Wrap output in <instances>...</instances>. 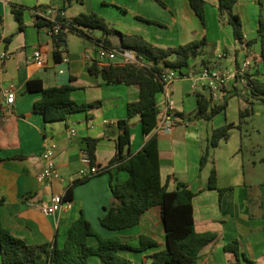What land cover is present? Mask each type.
I'll return each mask as SVG.
<instances>
[{
	"label": "crops",
	"instance_id": "0c3cea01",
	"mask_svg": "<svg viewBox=\"0 0 264 264\" xmlns=\"http://www.w3.org/2000/svg\"><path fill=\"white\" fill-rule=\"evenodd\" d=\"M162 1L165 6L156 0H112L114 6L125 10L124 17L112 12L106 0H85L83 4L78 1L68 4L66 0H0V29L5 40L1 47L12 55L0 75V90L13 88L16 94L12 104L0 95V159H3L0 161V199L3 200L0 224L29 244L56 241L63 246L71 225L82 216L104 238H126L134 248L140 247L141 236L159 243V247L144 251H120L134 264H150V256L167 247L165 226L158 207L147 211L140 224L132 228L112 231L102 227L101 219L114 203L112 177L117 183L128 179V173L117 171L116 167L75 186L70 208L46 216L37 207L55 194L66 193L80 179V171L87 168L81 161L87 138L100 140L96 147V164L108 168L117 153V123L127 118L128 103L140 97L136 86L108 84L90 73L91 62L85 55L93 56L98 49L90 42L92 40L74 33L82 44L72 46L67 40L62 51L70 63L65 65L55 61L50 35L35 26L37 11L53 6L64 11L67 18L96 12L112 21L118 20L116 23L124 26L126 35H141L161 48H175L206 39L203 54L191 61L190 70L208 67L227 76L217 103L226 101L227 109L211 121L189 118V114L198 110L197 93L208 95L209 91L195 87L188 78L174 83L173 129L165 134L154 131L159 142L161 179L169 191L175 190L180 181L196 193L193 202L196 232L216 235L215 240L202 249L198 264H264V100L252 92L245 80L234 77L236 69L247 58L253 60L247 73L249 78H259L264 72V63L255 62L260 53V42L251 48L247 45L251 40H259L260 0H238L236 4V12L243 22L244 43L235 42L232 28L220 20L219 0H205V25L188 0ZM12 4L27 8L24 31H19ZM113 37L111 35L109 39L118 48L121 38L116 41ZM8 38H11L10 43L6 42ZM211 48L215 51L209 55ZM36 49L43 54L44 67L30 61ZM61 69L65 72L61 73ZM35 80L41 81L46 88L71 84L74 86L72 98L76 102H101V105L89 113L73 114L66 121L46 123L42 115L34 111L41 93L27 91L28 82ZM162 101L163 95L159 94L157 105L161 109ZM248 108L252 109L251 115L242 119L241 112ZM132 124L130 150L135 154L148 138L143 134L140 116L133 118ZM227 124L233 125L229 138L211 149L210 161L202 169L201 156L210 146L213 130ZM72 129L76 130V135L71 133ZM51 146L61 178L49 186L41 183L38 176L45 166L42 154ZM17 156L22 158L15 159ZM213 167L217 170L218 188L227 189L223 193L206 188ZM235 242H238V255L225 249ZM88 243L95 248L99 245L96 237H89ZM90 263L100 264L101 259L92 256ZM33 264L47 263L42 260Z\"/></svg>",
	"mask_w": 264,
	"mask_h": 264
},
{
	"label": "trees",
	"instance_id": "16d2710c",
	"mask_svg": "<svg viewBox=\"0 0 264 264\" xmlns=\"http://www.w3.org/2000/svg\"><path fill=\"white\" fill-rule=\"evenodd\" d=\"M73 1L84 3V0H66L68 4ZM156 1L165 6L162 0ZM188 1L197 17L205 25V0ZM237 2L238 0H219V17L232 28L234 41L244 43L243 22L235 9ZM11 7L19 24V31H24L26 28L24 14L27 8L19 4H12ZM260 8L259 40H251L247 43L248 47L251 48L258 41L260 42V53L258 57H255V62L258 64L264 63L263 0H260ZM58 21L62 23L63 28H68V31L61 32L53 40L54 58L57 63L63 59L62 50L67 46L64 44L67 42V34L75 33L86 40H92L96 46L103 44L119 51H132L138 58L145 59L152 64L149 67H139L130 63L99 66L97 62H93L89 68L91 74L101 77L108 84L136 86L140 91L139 99L129 102L127 105V118L117 123V153L110 160L108 168H104L101 173L109 172L110 167H116L117 171L128 173V179L123 183L115 182L112 177L111 191L114 203L101 219L102 227L112 231L132 228L140 224L147 211L153 207H158L160 218L165 226L167 247L150 256V264H198L202 249L215 240L216 235L196 232L193 205L196 193L186 183L178 181L176 189L173 191H169L167 184H163L160 172L159 142L154 131L160 116L157 99L163 90L161 73L167 68L177 70L181 74L184 70L191 69V61L203 54L204 47L207 45L206 39L175 48H161L148 42L141 35L121 34V44L116 48L109 37L118 32L110 27L106 19L96 12L80 13L73 18L62 16ZM35 26L40 32H45L50 23L36 16ZM98 29L103 32L100 38H96L93 34ZM10 41L11 38L6 40L7 43ZM204 63L207 62L204 61ZM248 83L252 92L264 100V81L259 80V78H249ZM27 91L41 93V99L35 103L34 111L41 114L46 123L66 121L73 114L89 113L101 105V102L83 104L76 102L72 98L74 86L71 84L46 88L41 81L35 80L28 82ZM197 97L198 110L194 114H189L187 116L189 118L211 121L227 109L226 101L213 104L210 93L208 95L197 93ZM251 113L252 109L248 108L241 112V118L249 117ZM137 116H140L143 134L148 139L137 153L132 154L129 149L126 154V146L132 141V119ZM180 117L184 118V115L180 114ZM88 119H91V115H88ZM232 128V124H227L213 130L210 146L204 150L201 156L200 165L202 169L210 161L211 149L218 146L222 140H227ZM99 141L96 138L85 140V149L92 159L91 166L97 165L96 147ZM14 158H22V156ZM89 179L75 181L68 188L66 198L71 200L73 188ZM206 188L219 190L220 193L227 190L218 188L215 167L210 172ZM2 203L3 200L0 199V207ZM89 237L98 239L99 245L96 248L89 245ZM140 243V247L134 248L129 245L126 238H104L82 216L71 225L63 246H60L56 241L42 245L29 244L0 224L2 264H33L42 260H45L47 264H91L90 258L92 256H99L100 264H134L132 260L122 256L120 251L125 249L144 251L148 248L159 247V243L148 236H141ZM225 249L228 252L239 254L238 242L227 245Z\"/></svg>",
	"mask_w": 264,
	"mask_h": 264
},
{
	"label": "built area",
	"instance_id": "2783aa9c",
	"mask_svg": "<svg viewBox=\"0 0 264 264\" xmlns=\"http://www.w3.org/2000/svg\"><path fill=\"white\" fill-rule=\"evenodd\" d=\"M37 16L47 20L50 23V26L46 29V32L50 35L52 40L63 31L67 32L68 28H63L62 23L58 20L60 17L65 16L64 11L58 7H49L45 10H38ZM5 43V40L2 38L1 29H0V75L4 72L6 62L11 58V53L6 49L2 48ZM118 55H121L122 62L120 65L125 64H135L139 67H149L151 63L145 61V59L138 58L132 51L122 50L119 51L114 48H110L103 44L98 46V49L95 51V55L86 54L85 58L87 61L93 63L97 62L99 66H109L117 65L115 60ZM30 61L36 64L39 67H44L45 62L43 54L39 49L34 50ZM62 64L68 65L70 63L69 57L65 54L61 61ZM253 65V60L247 58L241 67L236 69L234 77H240L246 81V84L249 85L248 70ZM61 73L65 72L64 69L60 70ZM181 78H188L192 81L195 87H201L207 89L211 94V99L213 104H217L220 101V96L223 92V89L226 85L227 76L223 75L219 71L205 67L201 70H188L187 73L181 74L179 71L167 68L161 73V80L163 83V90L161 94L163 95V107L160 110V116L158 118L157 126L155 128L156 133L165 134L170 133L173 129L172 116L175 113V104L172 100V92L174 83ZM259 80L264 81V72L259 77ZM0 95L5 97L6 102L9 104L14 103L16 94L13 88H3L0 90ZM158 106V105H157ZM71 133L76 135V130L72 129ZM42 159L45 162V166L38 176V180L49 186L53 185L55 181H59L61 178V173L57 166L55 160L54 147H48L42 154ZM81 161L87 166L86 169H83L79 173L80 179L92 178L102 173L104 168H100L97 165L91 166L92 159L86 149L81 151ZM40 211L46 215L51 216L62 212L71 207V200L66 198V193L55 194L49 201L41 202L37 206Z\"/></svg>",
	"mask_w": 264,
	"mask_h": 264
},
{
	"label": "rangeland",
	"instance_id": "374dc122",
	"mask_svg": "<svg viewBox=\"0 0 264 264\" xmlns=\"http://www.w3.org/2000/svg\"><path fill=\"white\" fill-rule=\"evenodd\" d=\"M84 1H85V0H84ZM111 1H112V0H106V3H107L108 5H110V6H108V8L111 9L112 12H115V14L118 13L119 15L125 17V16H126V15H125V10H124L123 8H119L118 6H114L115 4L111 3ZM119 1H121V0H119ZM122 1H123V0H122ZM118 8H119V9H118ZM109 9H108V10H109ZM98 14H99V13H98ZM99 15H101L102 17H104V18L106 19V21L110 24V27H112L113 29H115V30L118 32V33L112 35V36H114L113 39H115L116 41H119L120 38L122 39L121 34H122V35L125 34L124 26H121V25L117 24L116 22H117L118 20H116V21H112V20H110L111 18L105 16L104 14H99ZM127 18H129V17H127ZM224 23H225V22H224ZM226 28H230V27H226ZM227 30H230V29H227ZM93 34H94V36H97V37L100 38V37L103 35V32H102L101 30L98 29V30H95ZM125 35H126V34H125ZM110 36H111V35H110ZM66 39H67L68 41H70V43L72 44V46H74L75 44H76L77 46H79L80 44H82V41H81V40L78 38V36H76L74 33H68ZM90 42H92V41H90ZM88 43H89V41H88ZM209 51H210V52H209V55H212V53H213V51H215V49L213 50V48H211ZM211 52H212V53H211ZM115 62H117V63L120 62V63H121V62H122V57H117V59L115 60ZM187 71H188V70H184V71H183V74L187 73ZM262 135L264 136V131L262 132Z\"/></svg>",
	"mask_w": 264,
	"mask_h": 264
},
{
	"label": "water",
	"instance_id": "95a60500",
	"mask_svg": "<svg viewBox=\"0 0 264 264\" xmlns=\"http://www.w3.org/2000/svg\"><path fill=\"white\" fill-rule=\"evenodd\" d=\"M64 44H66V43H64ZM129 149H130V144H128V145L126 146L125 153H128Z\"/></svg>",
	"mask_w": 264,
	"mask_h": 264
}]
</instances>
